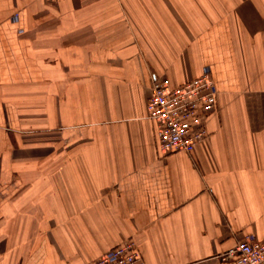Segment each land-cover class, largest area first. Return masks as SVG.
Segmentation results:
<instances>
[{
    "label": "crops",
    "instance_id": "1",
    "mask_svg": "<svg viewBox=\"0 0 264 264\" xmlns=\"http://www.w3.org/2000/svg\"><path fill=\"white\" fill-rule=\"evenodd\" d=\"M209 67L217 110L162 154L154 81ZM264 240V0H0V264H236Z\"/></svg>",
    "mask_w": 264,
    "mask_h": 264
},
{
    "label": "built area",
    "instance_id": "2",
    "mask_svg": "<svg viewBox=\"0 0 264 264\" xmlns=\"http://www.w3.org/2000/svg\"><path fill=\"white\" fill-rule=\"evenodd\" d=\"M148 118L157 129L162 154L193 153L209 135L208 118L217 110V91L209 67L184 83L173 85L167 77L157 78L147 102ZM236 264H264V240L245 236L228 251ZM88 264H150L134 239L107 250Z\"/></svg>",
    "mask_w": 264,
    "mask_h": 264
}]
</instances>
